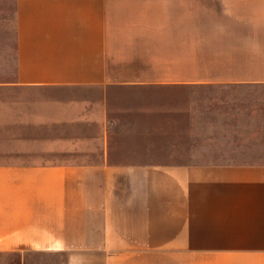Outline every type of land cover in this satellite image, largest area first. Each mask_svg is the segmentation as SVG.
<instances>
[{"label": "crops", "instance_id": "crops-1", "mask_svg": "<svg viewBox=\"0 0 264 264\" xmlns=\"http://www.w3.org/2000/svg\"><path fill=\"white\" fill-rule=\"evenodd\" d=\"M263 92L264 0H0V264H264Z\"/></svg>", "mask_w": 264, "mask_h": 264}, {"label": "rangeland", "instance_id": "rangeland-1", "mask_svg": "<svg viewBox=\"0 0 264 264\" xmlns=\"http://www.w3.org/2000/svg\"><path fill=\"white\" fill-rule=\"evenodd\" d=\"M25 97H28V98H37V94H24ZM40 96H43V95H40ZM260 97L263 98V104H262V107H261V110L263 111V119H264V92L260 94ZM259 103V102H258ZM257 107H258V104H257ZM262 132H263V135H260L261 139L259 140V145L257 146L256 150H258L260 153H262L261 156H264V129H262Z\"/></svg>", "mask_w": 264, "mask_h": 264}]
</instances>
